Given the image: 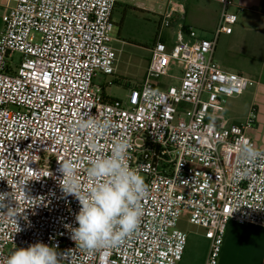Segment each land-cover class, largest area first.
<instances>
[{"label":"built area","instance_id":"1","mask_svg":"<svg viewBox=\"0 0 264 264\" xmlns=\"http://www.w3.org/2000/svg\"><path fill=\"white\" fill-rule=\"evenodd\" d=\"M215 1L220 12L209 38L179 26L168 46L163 30L173 16L161 14L143 80L121 101L93 84L99 74H115L117 0H16L0 32V193L13 191L12 207L23 213L15 217L18 232L15 220L0 214V264L15 247L36 242L72 250L64 264H179L186 244L177 227L182 213L209 242L203 264H217L229 222L264 228V162L249 164L251 175L238 180L244 165L235 156L241 140L255 145L246 134L253 112L239 125L220 119L209 127L207 119L211 105L256 84L213 59L219 36L231 34L238 18L229 10L235 0ZM168 59L182 64V75L177 86L162 88L157 82L167 76ZM89 108L116 125L108 136L89 138L77 128ZM119 138L128 140L129 165L149 186L139 230L118 247L81 251L70 231L78 227L80 205L62 193L58 160L73 161L87 186L89 159L110 155ZM23 187L41 202L26 200ZM237 205L244 206L231 215Z\"/></svg>","mask_w":264,"mask_h":264},{"label":"crops","instance_id":"2","mask_svg":"<svg viewBox=\"0 0 264 264\" xmlns=\"http://www.w3.org/2000/svg\"><path fill=\"white\" fill-rule=\"evenodd\" d=\"M15 3L16 0H0V32L4 15ZM238 5L244 7L242 12L237 11ZM229 10L237 13V22L231 34L219 36L213 59L222 70L243 75L256 84L237 97L211 105L207 119L210 121V117L215 116L214 123L224 119L239 125L253 112V124L246 134L256 148L264 151V0H235ZM165 11H171L173 16L170 27L163 32V41L170 46L179 26L195 30L201 38H209L217 25L220 6L215 0H117L111 22L118 20L123 27L128 14L133 13L142 19L152 16L156 24ZM147 65L148 62L140 82ZM157 86L164 88L168 84L158 80ZM102 90L107 96L103 87ZM185 233L186 244L179 264H203L209 245L203 230L192 226ZM217 264H264V228L229 222Z\"/></svg>","mask_w":264,"mask_h":264},{"label":"clouds","instance_id":"3","mask_svg":"<svg viewBox=\"0 0 264 264\" xmlns=\"http://www.w3.org/2000/svg\"><path fill=\"white\" fill-rule=\"evenodd\" d=\"M87 110L82 112L77 122V128L85 136H108L116 127L107 119L99 120L91 115L90 108ZM215 119V116L210 117L209 127ZM129 147L127 139L119 138L114 142L110 155L90 158L87 177L91 183L87 186L82 183L73 161L58 160V172L62 174L58 183L62 193L64 196L75 197L80 205L75 216L78 227H71L70 231L76 248L81 251L91 253L103 248L118 247L139 230L144 212L143 201L149 194V186L139 172L130 167ZM236 149L235 156L244 165L238 173L239 180L251 175L249 164L264 162V151L247 140H241ZM52 175L48 171L46 176ZM46 176L41 175L39 179ZM23 192L26 200H38V203L42 200L28 196L24 187ZM13 201L17 202L13 191L0 193V214L15 220L18 232L21 229L15 217L23 212L17 211L18 205L12 207ZM242 206H235L231 215ZM71 251L61 253L56 247L36 242L26 248L15 247L7 256L5 264H64Z\"/></svg>","mask_w":264,"mask_h":264},{"label":"rangeland","instance_id":"4","mask_svg":"<svg viewBox=\"0 0 264 264\" xmlns=\"http://www.w3.org/2000/svg\"><path fill=\"white\" fill-rule=\"evenodd\" d=\"M118 19V16L116 17ZM152 16L141 18L138 14H128L125 24L120 27L118 20L113 23L112 36L117 41L112 46L117 50L115 74L113 76L97 75L93 79L95 86H102L109 98L124 101L128 91L140 83V76L149 59V47L155 40L158 23L155 24ZM166 30H163L165 32ZM19 54L15 53L13 59L18 60ZM167 77L159 80L164 84L178 85L182 75V64L171 59L167 60ZM112 79H117L112 85H104ZM188 216L182 213L178 219V229L186 232L192 226L187 221Z\"/></svg>","mask_w":264,"mask_h":264},{"label":"trees","instance_id":"5","mask_svg":"<svg viewBox=\"0 0 264 264\" xmlns=\"http://www.w3.org/2000/svg\"><path fill=\"white\" fill-rule=\"evenodd\" d=\"M116 81H117V79H113V83L116 82Z\"/></svg>","mask_w":264,"mask_h":264},{"label":"water","instance_id":"6","mask_svg":"<svg viewBox=\"0 0 264 264\" xmlns=\"http://www.w3.org/2000/svg\"><path fill=\"white\" fill-rule=\"evenodd\" d=\"M154 161H155V160H154V158H153V159H152V162L154 163Z\"/></svg>","mask_w":264,"mask_h":264}]
</instances>
